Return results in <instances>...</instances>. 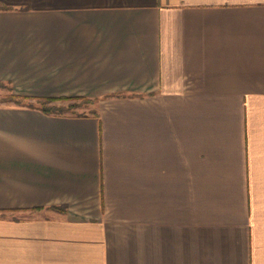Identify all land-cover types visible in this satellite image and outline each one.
<instances>
[{
  "label": "crops",
  "instance_id": "obj_1",
  "mask_svg": "<svg viewBox=\"0 0 264 264\" xmlns=\"http://www.w3.org/2000/svg\"><path fill=\"white\" fill-rule=\"evenodd\" d=\"M0 5V264H264V0Z\"/></svg>",
  "mask_w": 264,
  "mask_h": 264
},
{
  "label": "rangeland",
  "instance_id": "obj_2",
  "mask_svg": "<svg viewBox=\"0 0 264 264\" xmlns=\"http://www.w3.org/2000/svg\"><path fill=\"white\" fill-rule=\"evenodd\" d=\"M13 88L8 83L0 82V103H10V104H18V105H28V104H37L36 99L32 97L29 99H21L19 98V102L12 100ZM95 100L87 97H69L68 99H58L52 102H49L51 105H57L58 107H63L62 109H58L57 112H62L61 114L67 113H88L92 112L95 108ZM71 103L76 104L75 107L67 108ZM55 111V110H54ZM38 210V209H35ZM58 210V209H55Z\"/></svg>",
  "mask_w": 264,
  "mask_h": 264
},
{
  "label": "trees",
  "instance_id": "obj_3",
  "mask_svg": "<svg viewBox=\"0 0 264 264\" xmlns=\"http://www.w3.org/2000/svg\"><path fill=\"white\" fill-rule=\"evenodd\" d=\"M11 7L8 6H4V5H0V9H10ZM12 96V100L16 101V103H21L19 102V98L21 99H29L31 97L29 96H23V95H11ZM69 97H38L35 98L37 101V104H28L27 106L31 107V108H38L41 109L42 111L46 112V113H56L59 114V112H57L58 109H62L64 111L63 107H58L57 105H51L49 102L58 100V99H68ZM76 104L71 103L67 108H73L75 107ZM55 110V111H54ZM62 113V112H60ZM54 209H58L60 211H65L66 207L65 206H54ZM37 209V208H36Z\"/></svg>",
  "mask_w": 264,
  "mask_h": 264
}]
</instances>
